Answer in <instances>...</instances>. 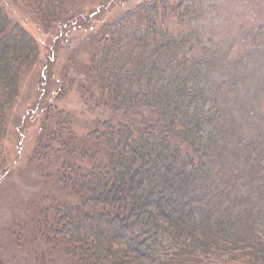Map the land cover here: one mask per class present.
Instances as JSON below:
<instances>
[{
	"label": "trees",
	"instance_id": "trees-1",
	"mask_svg": "<svg viewBox=\"0 0 264 264\" xmlns=\"http://www.w3.org/2000/svg\"><path fill=\"white\" fill-rule=\"evenodd\" d=\"M141 10L144 29L118 24L93 73L105 162L60 175L79 202L38 234L77 264H264V130L244 142L256 114L226 101L211 46L156 25L154 1ZM38 53L0 7V133Z\"/></svg>",
	"mask_w": 264,
	"mask_h": 264
},
{
	"label": "rangeland",
	"instance_id": "rangeland-1",
	"mask_svg": "<svg viewBox=\"0 0 264 264\" xmlns=\"http://www.w3.org/2000/svg\"><path fill=\"white\" fill-rule=\"evenodd\" d=\"M151 1L156 25L174 34L191 27L215 51L226 101L256 114L241 122L244 142L264 130V0H0L11 26L39 50L20 73L0 133V264H77L38 233L52 214L79 202L60 175L105 162L106 150L91 137L106 113L93 101L94 69L118 24L127 33L144 29L141 7ZM196 1L201 6L190 17Z\"/></svg>",
	"mask_w": 264,
	"mask_h": 264
}]
</instances>
